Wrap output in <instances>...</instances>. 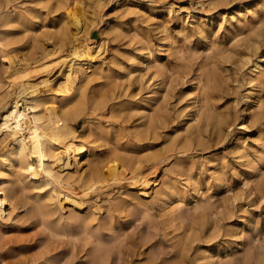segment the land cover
Instances as JSON below:
<instances>
[{
    "label": "rangeland",
    "instance_id": "obj_1",
    "mask_svg": "<svg viewBox=\"0 0 264 264\" xmlns=\"http://www.w3.org/2000/svg\"><path fill=\"white\" fill-rule=\"evenodd\" d=\"M65 1L71 0H0V56L10 52L16 63L7 68L0 59V98L17 87L11 77L16 68L31 69L62 53ZM83 1L89 36L106 40L98 60L117 78L111 85L106 78L87 84L73 127L80 130L90 119L102 137L94 143L98 153L117 147L140 158L147 171L148 155L173 154L151 171L157 185L145 198L149 217L137 200L131 209L114 212L119 237L101 264H264V0ZM10 10L13 21L2 23ZM34 73L29 84L41 83L44 75ZM61 82L41 85L38 92L60 97ZM98 122L112 130L109 138ZM137 131L147 138L133 147L126 140ZM11 141L5 133L0 152ZM166 176L183 196L157 199L155 190ZM15 209L1 225L0 264H31L40 256L43 232L34 219L24 218L26 206ZM96 213L105 216L106 208ZM55 239L48 242L49 254L67 252L80 264L84 251Z\"/></svg>",
    "mask_w": 264,
    "mask_h": 264
},
{
    "label": "bare ground",
    "instance_id": "obj_2",
    "mask_svg": "<svg viewBox=\"0 0 264 264\" xmlns=\"http://www.w3.org/2000/svg\"><path fill=\"white\" fill-rule=\"evenodd\" d=\"M84 12L83 0L64 2V16L68 23L62 26V35L58 38L59 48H64L62 53L51 62L32 65L34 67H30L31 69L16 68L11 77L17 87L13 93L9 90L8 94L0 98V138L9 133L12 139L5 150L0 152V230L3 221L10 218L18 204L26 206L24 218L34 219L43 232L39 245L40 256L32 257L31 264H73L72 255L67 252L62 255L49 254L48 242L55 238H65L71 246L75 247L77 244L78 250L84 251L85 257L80 264L104 262L106 250L119 237L120 230L114 226V212L131 209L135 204L134 200H137V208L141 209L144 216L149 217L145 198L149 197L150 190L157 185L151 171L173 155L172 152L148 155L146 160L149 161L150 171H147L143 169L140 158L123 155L117 147L110 152L98 153L95 150L98 144L94 143L101 136L94 132L90 119L86 120L80 130L73 127L72 120L82 105L81 101L85 99L84 89L87 84L106 78L111 85L117 78L111 66L98 60L105 49L106 40L89 36V17ZM11 13L10 10L3 15L2 23L13 21ZM68 43L69 48L66 47ZM94 43H98L95 48ZM0 57L2 63H8L7 68L16 66L10 52H4ZM115 62L112 66L118 64ZM155 64L160 65L158 61ZM155 64L150 65L156 66ZM54 68H59L56 76L49 75ZM31 71L44 75L41 83L29 84ZM155 71L158 72L159 69ZM262 73L258 68L256 75L260 77ZM55 79L62 80L58 85L60 97L53 95L54 93L38 92L41 85ZM75 82L79 84L77 87L74 86ZM22 98L27 102L23 107ZM86 99L88 100L87 97ZM92 100L96 101L95 98ZM204 102L206 107L210 104L207 98ZM206 115L209 116V113L206 112ZM98 125L105 130V138H109L112 130L107 125ZM78 136L84 142H75L74 137ZM146 138L147 133L137 131L134 140L127 139L126 143L137 147L144 145L142 140ZM86 156L84 164L85 161L81 162V159ZM177 161L179 164L182 162L178 157ZM82 163L87 168L80 171ZM177 184L171 177H164L155 190L157 199L162 195H169L170 199L181 196L183 192ZM102 208H106L107 214L99 217L96 210ZM172 209L175 211L176 207ZM177 214L176 216L180 215ZM40 258L41 261H38Z\"/></svg>",
    "mask_w": 264,
    "mask_h": 264
}]
</instances>
